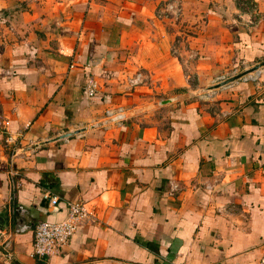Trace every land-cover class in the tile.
Returning a JSON list of instances; mask_svg holds the SVG:
<instances>
[{"label": "crops", "instance_id": "crops-1", "mask_svg": "<svg viewBox=\"0 0 264 264\" xmlns=\"http://www.w3.org/2000/svg\"><path fill=\"white\" fill-rule=\"evenodd\" d=\"M263 60L264 0H0L8 263L264 264V65L215 86ZM71 200L97 221L34 255Z\"/></svg>", "mask_w": 264, "mask_h": 264}, {"label": "built area", "instance_id": "built-area-1", "mask_svg": "<svg viewBox=\"0 0 264 264\" xmlns=\"http://www.w3.org/2000/svg\"><path fill=\"white\" fill-rule=\"evenodd\" d=\"M166 8H172L171 4H167ZM244 79L257 80L258 72H251L242 76ZM221 80L224 76H221ZM97 83L94 79H88L84 85V91L93 96L96 94ZM104 115L108 121L121 122L124 118V109L122 106L107 108ZM7 142H13L15 138L12 134L6 136ZM43 196L49 199V202L56 205L58 196L52 194L51 191L44 189ZM97 221L94 210L83 200H71L67 202V214L59 221H38L34 226V234L32 241V253L38 257L49 256L60 252L67 244L80 223Z\"/></svg>", "mask_w": 264, "mask_h": 264}, {"label": "water", "instance_id": "water-1", "mask_svg": "<svg viewBox=\"0 0 264 264\" xmlns=\"http://www.w3.org/2000/svg\"><path fill=\"white\" fill-rule=\"evenodd\" d=\"M260 65H264V60L261 61L260 63L256 64V65H254V66H251L245 70H242L241 72H239L235 75H232L228 78L221 80L220 82L216 83L215 86L227 84V83H229V82H231L237 78H240L244 75H247L248 73L256 70ZM18 217H19V214L17 212H14V219H13L14 224L17 223L16 218H18ZM9 222H10V214L6 211L0 210V230H3Z\"/></svg>", "mask_w": 264, "mask_h": 264}, {"label": "rangeland", "instance_id": "rangeland-1", "mask_svg": "<svg viewBox=\"0 0 264 264\" xmlns=\"http://www.w3.org/2000/svg\"><path fill=\"white\" fill-rule=\"evenodd\" d=\"M193 85H195V83ZM206 93H208V92H206ZM0 234H1V231H0ZM2 245L4 247H2ZM8 251H10L8 244H4V242L2 244L0 243V264H9L8 258H7L8 257V255H7Z\"/></svg>", "mask_w": 264, "mask_h": 264}]
</instances>
